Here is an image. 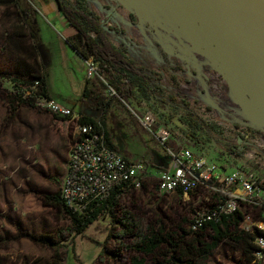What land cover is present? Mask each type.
I'll return each mask as SVG.
<instances>
[{"label": "rangeland", "instance_id": "1", "mask_svg": "<svg viewBox=\"0 0 264 264\" xmlns=\"http://www.w3.org/2000/svg\"><path fill=\"white\" fill-rule=\"evenodd\" d=\"M69 1L75 5L80 2ZM20 3L33 6L34 18L39 19V48L51 94L57 100L77 101L82 107L86 58L49 23L50 16L40 0ZM87 6L101 16L114 43L127 47L128 55L144 65L162 87L149 96L138 93L130 101L111 99L106 120L121 152L134 160L170 167L163 137L173 138L178 145L190 146L198 156L217 162L223 172L238 167L254 172L253 184L258 189L245 194L240 182L230 189L261 199L264 125L248 123L246 114L232 106L224 72L199 48L195 38H190V26H183L184 14L157 0H87ZM17 10L15 0H0L3 71L15 69L16 56L6 47L3 21L16 18ZM100 78H91L93 86L109 98L111 91ZM12 87L10 77L0 76V264H54L58 260L65 264H133L134 256L144 257L145 264H161L158 256L125 245L131 241L129 234L107 239L113 223H118L108 214L69 241L70 219L59 207L46 204L41 194L62 187L74 126L41 105L22 104L12 113L6 97ZM87 106L97 116L101 114L96 102L88 101ZM149 114L155 118L151 127L140 117ZM160 169L154 166L153 171ZM150 176L146 186L134 188L122 199L145 222L161 220L170 231L179 230V224L190 228L196 215L216 201L218 188L200 186L188 194L164 192L156 186L157 176ZM246 202L241 201L245 210L259 216L260 209ZM42 236L54 238L55 243L43 242L39 239ZM198 264L254 263L247 261L238 242L225 239Z\"/></svg>", "mask_w": 264, "mask_h": 264}, {"label": "trees", "instance_id": "2", "mask_svg": "<svg viewBox=\"0 0 264 264\" xmlns=\"http://www.w3.org/2000/svg\"><path fill=\"white\" fill-rule=\"evenodd\" d=\"M57 2L68 21L76 28L75 33L69 35L67 40L85 58L93 57L96 68L103 77L100 78L101 83L109 88L112 94L109 98L102 96V92L94 88L93 80L87 77L80 98L83 100L84 105L87 104L89 99L97 101L98 108H101V114L97 116L94 112L88 113L82 107V122L91 123L93 131L101 133L104 141L109 146L121 152L113 139L112 131L106 120L110 112L111 99L118 97L120 101H130V98L138 93L149 96L162 87L155 83L153 76L144 65L137 63L134 58L128 55L127 47L118 46L114 43L108 36L101 16L87 6V0H80L78 5L69 0H57ZM15 4L18 9L17 17L7 18L3 21L6 47L16 56L15 69L13 71L0 70V76H8L13 82V87L6 94L9 109L12 113H15L18 106L22 104L33 107L38 106L35 101V92L53 97L49 91L40 54L41 37L38 28H36L34 7L22 6L20 0H15ZM33 84H37V88L27 94L28 90L33 89ZM54 115L67 121L64 116L57 113H54ZM67 122L73 124L71 121ZM165 144L174 148L179 146L176 140L170 137L165 140ZM121 153L131 158L127 153ZM146 163L152 172H154V166L168 168L149 161H146ZM149 177L151 176L143 178L141 187L146 186ZM156 186L161 191L158 178ZM200 186L206 187L200 184L198 188ZM141 187L130 186L128 181H120L104 195L91 202L83 212L67 204L62 193V187L55 192L43 193L41 197L46 204L59 207L70 219V233L72 234L69 239L70 242L71 240L75 241V237L86 230L91 223L108 214L118 223H113L107 239L114 235L122 238L124 235L129 234L131 241L125 245L133 250L158 256L161 264H198L199 259H204L210 255L219 243L225 239L238 242L243 248L247 261L253 262L254 252L257 249L255 238L261 230L257 228L253 232L242 227V221L247 212L245 208H237L232 212L221 214L220 217L203 220L201 224L194 228L193 224L198 217L196 215L190 228L179 224V230L170 231L163 221L145 222L142 216L123 204L122 199L128 192ZM230 196V191H215L216 201L212 202L202 213L212 211L219 200H225ZM261 201L264 202V196ZM251 205L260 209V215L256 216L251 213L256 218L262 217L264 219L262 207L256 204ZM200 214L201 211L198 215ZM115 228H119V231L115 232ZM39 239L49 244L55 243L54 238L50 236H42ZM58 245L63 246L66 243H58ZM106 249L107 252L110 250L108 243H106ZM132 262L133 264H145V258L134 256ZM253 263L262 264V260H256ZM54 264L65 263L58 260Z\"/></svg>", "mask_w": 264, "mask_h": 264}, {"label": "built area", "instance_id": "3", "mask_svg": "<svg viewBox=\"0 0 264 264\" xmlns=\"http://www.w3.org/2000/svg\"><path fill=\"white\" fill-rule=\"evenodd\" d=\"M103 20V19H102ZM87 77L102 75L96 68L93 57L86 58ZM38 82V81H37ZM36 82V83H37ZM33 92L37 84L32 85ZM114 91V90H113ZM35 101L53 113L66 117L73 122L74 132L68 159V169L65 174L62 193L68 205L83 212L95 199L104 195L112 186L120 181H128L130 186L141 187L143 178L154 174L158 178V185L164 192H183L188 194L198 188L200 184L208 188L230 191L231 196L219 200L212 211L197 214L193 227H197L203 220L220 217L237 208H244L241 201L260 205L264 216V202L255 195H242L230 186L240 182L246 189L245 194L251 193L258 186L253 184L254 172L242 168H234L223 172L217 162L198 156L190 146L179 145L177 148L166 146L171 157V165L162 168L157 173L149 170L145 160H134L109 146L101 133L93 131L91 123L82 122V108L66 104L54 97L35 92ZM141 119L151 127L155 120L152 114ZM166 140V137H163ZM200 213V212H199ZM242 227L249 231L261 230L255 238L257 249L254 259L262 260L264 264V219L256 218L251 212H246Z\"/></svg>", "mask_w": 264, "mask_h": 264}, {"label": "water", "instance_id": "4", "mask_svg": "<svg viewBox=\"0 0 264 264\" xmlns=\"http://www.w3.org/2000/svg\"><path fill=\"white\" fill-rule=\"evenodd\" d=\"M157 1L184 14L183 26L224 72L233 101L264 125V0Z\"/></svg>", "mask_w": 264, "mask_h": 264}, {"label": "crops", "instance_id": "5", "mask_svg": "<svg viewBox=\"0 0 264 264\" xmlns=\"http://www.w3.org/2000/svg\"><path fill=\"white\" fill-rule=\"evenodd\" d=\"M40 2L43 4V7H45V9L47 10V15L50 16V18H47L49 20L50 24L52 23L55 28L59 29L66 36V38L69 35H72L73 33H75L76 28L68 21V18H66V16L63 14V12L61 11V9L58 5L57 0H40ZM34 12H35V9H34ZM36 22L39 23L38 18H37ZM49 91H50V89H49ZM50 94H51V92H50ZM59 100L66 103V104H69V105L81 107V106H79L77 101H75L74 103H69L65 99H59ZM88 101L96 102V105L98 107L97 101H94L92 99H89ZM82 104H83L82 107L85 109V111H87L88 113H92V112L95 113L93 108H90V106H87V104L84 105L83 100H82Z\"/></svg>", "mask_w": 264, "mask_h": 264}, {"label": "flooded vegetation", "instance_id": "6", "mask_svg": "<svg viewBox=\"0 0 264 264\" xmlns=\"http://www.w3.org/2000/svg\"><path fill=\"white\" fill-rule=\"evenodd\" d=\"M232 103H233L232 106L235 107V109L238 111V113H239V112H242V113L244 112L243 109H242V107H241V105H239V104L236 103L235 101H232ZM240 114H241V113H240ZM246 119H247L246 121H247L248 123H249V122L253 123V122L251 121V119L247 117V115H246Z\"/></svg>", "mask_w": 264, "mask_h": 264}]
</instances>
